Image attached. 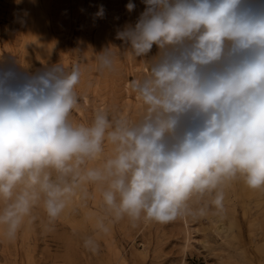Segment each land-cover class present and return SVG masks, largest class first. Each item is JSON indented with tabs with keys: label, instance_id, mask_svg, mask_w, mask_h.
Listing matches in <instances>:
<instances>
[{
	"label": "clouds",
	"instance_id": "clouds-1",
	"mask_svg": "<svg viewBox=\"0 0 264 264\" xmlns=\"http://www.w3.org/2000/svg\"><path fill=\"white\" fill-rule=\"evenodd\" d=\"M135 24L117 31L123 50L97 53L112 72L119 54L146 63L127 83L140 116L97 108L70 117L82 68L33 73L0 67V236L7 241L43 210L49 230L99 197L96 234L124 218L158 223L224 209L242 178L264 189V0H142ZM135 4L127 3L131 12ZM103 15V8L97 13ZM155 48V53L153 49Z\"/></svg>",
	"mask_w": 264,
	"mask_h": 264
},
{
	"label": "rangeland",
	"instance_id": "rangeland-1",
	"mask_svg": "<svg viewBox=\"0 0 264 264\" xmlns=\"http://www.w3.org/2000/svg\"><path fill=\"white\" fill-rule=\"evenodd\" d=\"M0 0V67L33 73L61 63L82 68L76 87L75 122L89 123L97 108L140 116L139 102L127 83L142 76L146 63L119 54L112 72L97 68V53L109 45L123 50L116 33L134 25L142 0ZM103 8V15L97 13ZM155 53V48L153 49ZM224 209L208 203L203 217L172 222L109 223L96 234L97 251L84 247L95 233L88 213L100 211L99 197L85 208L62 215L49 230L42 209L33 213L12 241L0 236V264H264V189L252 190L242 178L224 188Z\"/></svg>",
	"mask_w": 264,
	"mask_h": 264
}]
</instances>
